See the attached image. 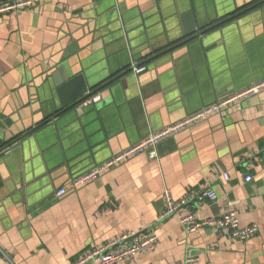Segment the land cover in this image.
Wrapping results in <instances>:
<instances>
[{"label":"crops","instance_id":"1","mask_svg":"<svg viewBox=\"0 0 264 264\" xmlns=\"http://www.w3.org/2000/svg\"><path fill=\"white\" fill-rule=\"evenodd\" d=\"M260 1L44 0L0 18V142L25 135L0 159V264H70L144 230L157 235L154 250L117 264H264V91L163 140L156 157L140 153L70 188L148 135L263 80ZM240 12L104 87L99 102L51 118L61 107L59 69L66 81L82 75L91 91L185 39V15L201 31ZM202 188L216 198L159 219L165 191L179 201ZM230 210L240 228H257L248 241L226 229L188 234L179 222Z\"/></svg>","mask_w":264,"mask_h":264},{"label":"built area","instance_id":"2","mask_svg":"<svg viewBox=\"0 0 264 264\" xmlns=\"http://www.w3.org/2000/svg\"><path fill=\"white\" fill-rule=\"evenodd\" d=\"M43 3L44 0L0 1V18L12 13H19L26 9L40 7ZM144 70L145 67L141 66L134 69L133 72L139 74ZM262 91H264V79L256 83H252L243 90L225 95L212 105L201 108L199 111L186 117L182 121L148 135L136 145L123 151L120 155L109 159L105 163L92 167L89 171L74 179L70 188L75 189L86 185L106 173L117 162L127 160L140 153H147L150 158L156 157V147L163 140L172 137L179 131L190 127L196 122L206 120L215 115H222L228 109L250 99ZM93 99L95 100V98ZM89 102H91V100H89L88 103ZM222 178L225 181L228 180L226 175H222ZM244 180L249 181L250 177L247 176ZM65 193L66 189H60L55 193V196L60 197ZM163 197L165 209L159 215V219H164L177 213L181 207L186 206L191 200H202L205 197H208L210 200H214L216 195L209 189L202 188L189 192L184 199L179 201H173L168 191L164 192ZM179 222L181 227L188 234L205 228L226 229L230 238L243 242L251 239L257 232V228L255 226L240 228L238 213L233 210L228 211L221 217L208 220H197L191 213H187L179 219ZM157 241V235L149 231L125 232L115 239L106 241L98 247L90 248L70 264H117L119 262L132 259L141 253L153 251ZM0 256L5 257L1 250ZM193 261H195V258L190 256L186 258L185 262L192 263Z\"/></svg>","mask_w":264,"mask_h":264},{"label":"water","instance_id":"3","mask_svg":"<svg viewBox=\"0 0 264 264\" xmlns=\"http://www.w3.org/2000/svg\"><path fill=\"white\" fill-rule=\"evenodd\" d=\"M262 2H264V0L260 1L258 4H260ZM258 4H255L254 6L250 7L249 9H252L253 7H255ZM249 9H247V10H249ZM241 13L242 12L236 13L235 15H232L231 17L225 19L224 21H220L219 23L214 24L211 27L204 29V30H201V31L197 30L194 19H192V17H191L192 15L191 14L185 15L184 21L185 22L188 21L186 28H184V33L187 36L185 39H183L179 43H176V44H174V45H172V46H170V47H168V48H166L160 52L153 53L146 60L139 63V65H135L130 70L125 71V72L117 75L115 78L111 79L110 81L101 85L100 87L94 86L93 88H91V91H89V88L87 87V85L84 81V77L82 75H76L72 79L66 81L65 76L62 74V70L59 69L58 72L61 73L62 82H60L56 85H57V89H58V93H59V97H60L61 107H59V109L56 110L51 115V118H52V116L56 117L57 115H59L63 112L69 111L71 109L78 110L80 106H82L84 103H88L89 100H91V103H95L97 101L99 102L102 99V95H100V94H102L101 90L104 89V87L109 86L110 84H112L113 82H116L117 80H120L121 83H124V80L126 79L127 75L130 74L131 72H133L134 69L139 68V67L143 66L144 64H148V63L156 60L157 58H159L165 54L167 55L168 53H170L175 48L180 47V46L186 44L187 42H189L191 40L202 38L209 31L213 30L214 28L218 27L219 25H221L222 23H224L228 20L234 19L235 17H237ZM93 98H95V100ZM23 137H19V138H16L15 140H11L8 142H0V159H2L6 154L11 153L15 149L19 148V146L21 145L20 140Z\"/></svg>","mask_w":264,"mask_h":264}]
</instances>
